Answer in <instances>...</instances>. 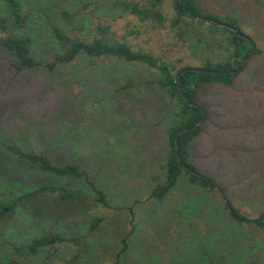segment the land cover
<instances>
[{
    "label": "rangeland",
    "instance_id": "rangeland-1",
    "mask_svg": "<svg viewBox=\"0 0 264 264\" xmlns=\"http://www.w3.org/2000/svg\"><path fill=\"white\" fill-rule=\"evenodd\" d=\"M21 1L29 23L27 33L35 42L34 53L44 62L52 61L56 52L51 35L55 21L70 33L88 39L98 36L99 25L109 26L117 40L127 41L134 49L151 52L174 63L177 70L187 66L201 67L208 59H222V49L216 43L222 33L195 24L191 27L195 29L193 35L181 38L180 29L172 28L176 18L174 0L157 3L166 17L164 27L156 20L143 23L119 11L114 6L116 0ZM128 1L145 5L151 0ZM198 1L211 13L236 16L244 33L255 44L256 53L232 86L214 84L202 90L199 103L208 119L191 144L190 160L225 187V195L236 209L250 220L257 219L264 212V0ZM64 10L69 11L68 19L61 15ZM11 62L8 55L0 53V136L6 141H22L17 143L22 148L41 152L46 148L49 151L50 146L48 140L37 137L38 133L52 124L59 130L69 128L59 139L70 136V145L75 149L71 153L80 154L85 163L100 147L107 149L110 163L116 165L113 151L123 153L119 163L124 161V164L119 171L125 178V185L117 191L108 189L111 209L99 206L91 193H87L89 201L85 207L61 210L58 214L48 209L47 202L36 205L35 209L28 203L16 207L10 217L0 219V264L11 261L80 263L78 256L88 249L94 253L95 264H122L117 259L120 240L133 226L135 230L128 241L141 261L156 254L165 264L171 250L178 254L181 247L192 248L195 242H201L224 263L231 262L232 253L239 264H264V229L251 223L241 226L235 223L225 207V198L219 193H211V202L203 204L204 207L187 211L179 210L181 199L185 200L181 202L185 208L190 204L183 191L173 193L162 204L150 198L151 189L162 178L166 127L170 122L168 116H172V104H175L155 85L149 84L154 80L152 69L115 58L80 57L52 73L37 69L16 74ZM109 79L119 82L117 87L126 83L132 86L116 93ZM62 95L70 110L64 115L54 114ZM129 95L138 96L147 104L141 108L139 116L131 106L127 109L121 106L111 115L108 107L120 105L121 100L123 105L129 103ZM159 108H164L165 112L158 113ZM131 118L138 123L129 122ZM116 119L124 124L123 129L115 126ZM121 133L124 136L139 134V140L130 137L126 144L119 146ZM55 157L66 159L62 153H56ZM22 166L25 164L19 160L6 153L0 154V169L5 173L11 169L13 173L15 168ZM30 171L33 173L26 174L23 169L14 174L11 181L0 176V197H12L21 184L27 185L30 177L37 173L34 168ZM58 181L49 175H40L35 183ZM131 206H134L135 216L130 212ZM95 218L103 221L96 233L87 235L88 224ZM37 234L76 237L74 243L79 244L52 240L36 258L14 255L10 249L12 245L27 243Z\"/></svg>",
    "mask_w": 264,
    "mask_h": 264
},
{
    "label": "trees",
    "instance_id": "trees-1",
    "mask_svg": "<svg viewBox=\"0 0 264 264\" xmlns=\"http://www.w3.org/2000/svg\"><path fill=\"white\" fill-rule=\"evenodd\" d=\"M158 2L159 0H151L142 5L139 2L116 0L114 6L119 11L121 10L137 17L143 23L153 19L164 27L166 17L160 10ZM174 8L176 18L173 19L172 28L180 29L181 38L184 36L191 37L193 35L191 33L195 32V29L191 27H194L195 24L205 25L209 29L223 34L221 39H216V43H218V47L222 49L223 53H221L222 59L220 61L208 59L201 67L187 66L177 70L176 64L163 60L151 52L134 49L127 41L117 40L109 26L99 25L97 28L98 36L88 39L80 38L70 33L60 22L55 21V24L51 26V35L57 46L56 52L52 61L44 62L37 58L34 53L35 42L32 35L27 33L29 23L21 0H0V53L9 56L16 74L37 69H45L47 72L52 73L58 67L73 64L80 57L115 58L148 66L154 72V80L149 84L155 85L175 103L174 105L172 104V116H168V120H170L168 123L169 127H166V156L161 168L162 178L151 189L150 198L162 204L173 193L183 191V193H186L187 202H190V204L185 208L183 203H181L185 200L181 199L178 201L179 210L187 211L194 207H204L203 204L211 202V193L217 192L222 198H225V207L230 211V216L232 219L234 218L235 223L240 226L242 224H254L264 229V212L257 219H248L232 205V201L225 195V187L197 168L190 160L189 155L191 144L203 131V126L200 125L201 121L205 116V121L208 119V115L199 103L202 90L214 84L232 86L241 73L226 75L213 74L207 71L219 73L237 72L252 53L253 43L237 34L238 32L246 35L236 16L206 11L198 0H174ZM179 12L192 17H204L213 23L226 24L227 27L210 25L204 20H188ZM61 15L63 18L68 19L70 14L69 11L64 10ZM182 22L185 24L183 27H181ZM109 84L112 89L115 88L116 93H121V90L132 86V84L127 85L126 83L122 87H117L119 82L111 81L110 79ZM129 97L131 101L129 103L126 102L128 103L127 105L126 103L123 105L121 102L124 101L121 100V102L119 101L120 105L108 107L109 113L114 115L119 107L122 106L123 108V106H126L127 109L131 106L137 110L139 116L141 108L147 106V104L140 101L138 96L129 95ZM69 108L67 99L62 95L59 107L54 114L57 112V114L64 115L70 110ZM159 112H165V109L159 108ZM130 120L129 122H132V124L138 123L135 122V118ZM65 126L68 127V124ZM115 126L123 129L124 124L117 121ZM194 126L197 127L193 128ZM135 127L138 128V126ZM185 129L189 130L180 135ZM67 132H69V128L59 130L57 126L52 124L49 129L38 133L37 137L48 140L50 146L48 147L49 151H46V148L41 152L22 148L17 144L19 142L22 143V141L12 139L6 141L0 136V154L6 153L25 164V166L15 168L13 173L12 169L8 173L0 169L1 178L11 181L13 180L12 178H15L14 174L21 173L23 169L26 170V174L33 173L30 171L33 168L35 172L37 171L34 177H30L27 185L21 184L20 190L14 196L4 195V197H0V219L10 217L16 207L25 203L31 204L32 208L35 209L36 205L47 202L48 209L56 214L61 210L64 212V210H70L71 208L76 209L78 206L85 207L89 201L87 193L95 196L94 200L99 206L106 209L112 208L108 199V189L117 191V189H123L125 185V178L119 171L124 164V161H120L121 164L119 163L123 153L113 151L116 165L114 162L110 163L111 159L108 157L107 149L100 147L94 151L92 159L85 163L81 159L80 154L71 153L75 149L70 145V136L68 139H59ZM59 133L60 135H57ZM121 135L123 134L121 133ZM178 136L179 145L177 151L176 138ZM130 137L139 140V134L133 136L129 133L127 136L123 135L120 142L117 139L116 141L119 142V146H122L126 144V139ZM56 153H62L66 159L56 158ZM13 165L17 166L18 164ZM40 175H49L59 181L56 183L45 182L37 184L35 182ZM199 201L201 205L198 204ZM138 202L136 201V203ZM212 202H214L213 198ZM133 210L134 206H131L130 212L132 216H135ZM179 214H181L180 211L178 212ZM102 221V218L93 219L88 224V234L87 232L84 233L93 235ZM134 230L135 226L127 233L126 237L121 238V249L117 255L118 261L121 260L122 264H164L160 256L158 257L156 254H151L147 261L146 259L141 261L138 258L139 253L132 250L131 243L128 241ZM52 240L61 244H79L74 243L77 241L76 237L68 238L61 234H51L49 236L37 234L28 239L27 243L20 246L12 245L10 249L15 256L36 258L46 250ZM179 240H181V237ZM80 244L84 246L83 243ZM2 245L5 246V244ZM207 247L209 246L204 243L195 242L192 248L186 247L184 249V246L181 247L178 254L171 250L170 257L165 264H239L234 261L232 253L231 262L227 263V261L224 263L219 259L220 256L218 257L213 250L212 252L207 250ZM83 259L87 260L83 262ZM78 260H80V263L76 261L74 264H95L96 262L94 253H91L90 249L78 256ZM19 263L20 261L18 263L11 261L10 264Z\"/></svg>",
    "mask_w": 264,
    "mask_h": 264
},
{
    "label": "water",
    "instance_id": "water-1",
    "mask_svg": "<svg viewBox=\"0 0 264 264\" xmlns=\"http://www.w3.org/2000/svg\"><path fill=\"white\" fill-rule=\"evenodd\" d=\"M180 14H182L185 18H187L188 20H194V21H199V20H204L206 21L208 24L210 25H215V26H218V27H221V26H224V27H227L226 24H223V23H213L211 20L209 19H206L204 17H192V16H188L186 14H183L181 12H179ZM237 34L241 35L242 37L248 39L249 41H251L253 43V41L246 35L244 34H241V33H238ZM256 53V46L255 44L253 43V50H252V53L250 54V56L248 57V59L245 61V63L242 65V67L237 71V72H225V73H219V72H215V71H207V72H210V73H213V74H226V75H236L237 73H240L242 72L246 66L248 65L249 61L252 59V57L255 55ZM179 86V85H178ZM183 95V94H182ZM206 119V116L204 117V119L201 121L200 125H202L204 123ZM197 126H194L193 128H196ZM189 129H185L183 130L180 135L184 134L185 132H187ZM178 145H179V136L176 138V149L178 151ZM233 213V212H232Z\"/></svg>",
    "mask_w": 264,
    "mask_h": 264
}]
</instances>
